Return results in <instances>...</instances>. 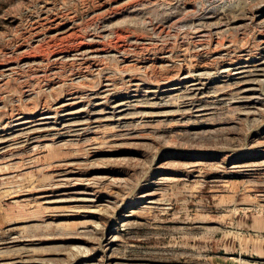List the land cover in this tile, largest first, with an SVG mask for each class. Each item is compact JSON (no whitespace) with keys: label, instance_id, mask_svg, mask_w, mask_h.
I'll return each mask as SVG.
<instances>
[{"label":"rangeland","instance_id":"obj_1","mask_svg":"<svg viewBox=\"0 0 264 264\" xmlns=\"http://www.w3.org/2000/svg\"><path fill=\"white\" fill-rule=\"evenodd\" d=\"M0 129V264H264V0H0Z\"/></svg>","mask_w":264,"mask_h":264},{"label":"bare ground","instance_id":"obj_2","mask_svg":"<svg viewBox=\"0 0 264 264\" xmlns=\"http://www.w3.org/2000/svg\"><path fill=\"white\" fill-rule=\"evenodd\" d=\"M86 51V54H87V50H85ZM88 51H90V50H88ZM92 52V51H91ZM83 53V52H82ZM80 55V54H79ZM84 55H85V53H84ZM92 57V56H91ZM90 58V57H89ZM88 59V58H87ZM86 59V60H87ZM90 60V59H89ZM92 60V59H91ZM9 77V76H8ZM46 115H48V114H46V113H41V115H40V118H42V119H44V118H49L48 116H46ZM0 131H1V129H0Z\"/></svg>","mask_w":264,"mask_h":264}]
</instances>
